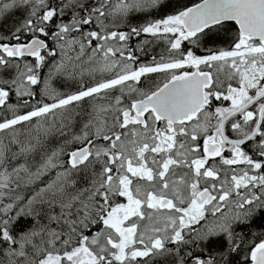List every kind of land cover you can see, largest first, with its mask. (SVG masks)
<instances>
[{
  "label": "snow or ice",
  "instance_id": "snow-or-ice-1",
  "mask_svg": "<svg viewBox=\"0 0 264 264\" xmlns=\"http://www.w3.org/2000/svg\"><path fill=\"white\" fill-rule=\"evenodd\" d=\"M0 264H264V0H0Z\"/></svg>",
  "mask_w": 264,
  "mask_h": 264
}]
</instances>
